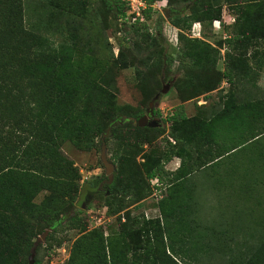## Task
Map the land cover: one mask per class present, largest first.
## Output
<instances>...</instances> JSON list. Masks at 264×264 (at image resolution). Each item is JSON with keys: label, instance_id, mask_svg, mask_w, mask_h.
Instances as JSON below:
<instances>
[{"label": "trees", "instance_id": "trees-1", "mask_svg": "<svg viewBox=\"0 0 264 264\" xmlns=\"http://www.w3.org/2000/svg\"><path fill=\"white\" fill-rule=\"evenodd\" d=\"M60 1L65 0H0V264H30L33 238L49 227L46 243L58 232L78 229L65 264H182L173 252L182 258L185 253L164 242V238L175 239L184 231L183 217L178 213L189 207L180 192L197 160H203L199 166L213 164L264 136V121L260 122L264 94L255 92L252 96L246 91L239 100L228 93L217 108L208 110L207 105L199 104L190 116L183 102L201 94L209 98L224 79H237L242 91L249 88V82L240 76L247 67L241 57L249 44L264 39V0H224L225 4H235L232 10L236 14L237 32L228 44L239 46L224 52L221 72L216 68L219 49L199 37H186L177 54L179 70L185 69L184 77L175 81L181 103L168 117L167 128L158 123H136L149 109L157 114L152 107L175 61L147 25L155 0H147L142 16L134 17L130 23L133 38L120 44L115 59L120 68L134 66L141 92L135 107H115L105 85L109 79L102 76L101 82L95 80L93 70L85 66L78 34L63 37L61 30L51 28L45 13L52 15V7H59L62 14L64 6L69 11L73 4L72 0L63 5ZM100 1L107 14L126 18L122 0ZM182 1L191 3V13L171 17L170 23L178 29L189 28L191 21H212L220 16V5L213 14L212 3L217 0ZM181 30L178 37L184 39ZM59 34L62 39H57ZM85 74L93 78L85 81ZM108 127L110 133L104 141L116 143L117 150L112 153L116 171L105 184L106 194H97L110 214L124 210L127 199L133 203L142 200L148 180L157 177L160 183L163 179L169 182V192L160 202L162 221L126 213L117 237L104 236L101 228L87 230L82 223L83 211L74 201L82 200L85 190L93 194L91 187L100 177L80 187L78 169L60 150L68 139L84 140L90 149L88 145ZM165 132L174 143L167 142L159 152L150 148L142 153L145 161L138 164L136 155L144 150L143 144L150 145ZM193 154L197 160L191 164ZM173 156L182 159L181 165L167 171L164 162ZM43 190L48 193L38 205L35 198ZM61 196L69 199L57 208H47L53 198ZM214 234V230L203 229L197 237L212 241ZM253 237L239 243L225 263L264 264V229ZM193 260L200 264L197 258ZM40 261L33 256L32 264Z\"/></svg>", "mask_w": 264, "mask_h": 264}, {"label": "rangeland", "instance_id": "rangeland-1", "mask_svg": "<svg viewBox=\"0 0 264 264\" xmlns=\"http://www.w3.org/2000/svg\"><path fill=\"white\" fill-rule=\"evenodd\" d=\"M122 1L127 7L124 19L104 12L100 0H72L73 4L69 11L64 6L66 12L61 14L58 12L59 7H52L53 14L45 13V17L48 21L50 20L49 24L52 29L61 30L60 34L63 37L71 36L72 33L78 34L79 42L83 45L82 60L85 66L93 70L95 80L101 82L102 76L109 79L105 85H107L108 92L112 94V103L115 107L124 105L135 107L140 102L141 92L136 84L134 66L120 68L116 65L115 59L120 44L133 38L130 23L135 16H142L141 11L146 7L147 0ZM64 2L60 1V4L63 5ZM214 3H212L213 14L216 13L215 10L220 5L221 13L218 18L212 21L209 19L191 21L190 27L183 26L182 30L173 26L170 19L175 13L182 16L190 14L191 3L182 0H155L151 4V17L147 20L149 31L161 39L164 48L172 54L175 61L170 66V74L163 83V90L152 107L153 111L156 109L157 114L153 112L150 114L146 111L145 113L148 115L146 122L153 121L167 128L170 125L168 117L179 108L180 100L175 91V81L181 75L184 77L185 69L179 70L177 54L182 49L186 37H194L197 34H199L197 37L204 35L202 40L205 43L212 48L219 49L220 54L216 68L220 72L225 67L224 52L228 48L236 47L237 49L239 46L238 43L228 44L229 37L237 32L236 14L232 10L235 4H225L224 0H217V3ZM56 27L59 28L56 29ZM180 30L185 35L184 39L178 37ZM60 34L56 36L57 39L63 38ZM246 48L243 50L244 58L241 57V59L243 61L245 59L247 67L243 69L245 72L240 76L242 75L241 78L249 82V88L242 91L237 79L233 82L224 79L218 89L212 91L213 93L206 100H202L200 97L193 99L186 106L188 112L185 111V113L193 114L196 112L195 106L204 103V101L208 110L217 108L228 93L235 94L239 100L245 96L246 91H249L252 96L255 92L264 94V39L255 40ZM93 75L86 77L88 74H85L86 78L84 77L83 80L92 79ZM175 97L176 100H173ZM82 105H86L85 102ZM260 120L262 123L264 118ZM167 142L174 143V140L165 132L150 145L143 144L144 150L136 155V162L139 164L145 161L142 153L150 148L159 152ZM85 143L84 140L68 139L61 145L60 150L78 169L81 178L79 180L80 187L87 181H93L96 177H100L94 181L95 184L91 187L93 194H89L85 190L82 200L74 201V205L83 211L81 213L82 223L86 224L87 230L101 228L104 236L117 237L119 225L124 221L126 213H130L131 216L143 214L147 219L162 221L160 202L166 198L169 192V182L163 179L159 186L161 193L158 196H153L151 182L148 180L145 197L142 200L133 203L131 198L127 199V206L124 210L110 214L109 207L104 204V199H101V196L97 194H106L104 188L109 181L99 154L101 137H96L88 145L90 149H86ZM105 144L107 160L114 164V170L111 173L113 179L116 163L112 153L117 150V146L116 143ZM262 145H264V136L257 142H252L228 156L225 154L216 159L213 164L206 166H199L203 160H197L193 154L189 163L192 164L197 160V165L193 167L188 176L189 180L180 192V195L188 202V205L185 204V206L189 207L188 209L182 208L187 211L178 213L183 217L184 231L175 239L164 238L166 244L171 243L177 251L182 250L185 253V258H182L173 252V256L182 264H194V257L200 264H226L228 255L239 243L252 241L257 231L264 229V152L261 151ZM181 162L180 157L173 156L164 164L169 167L166 168L167 171H173L174 169L171 168L176 165L180 166ZM47 193V190L41 191L35 198V202L41 205L46 199ZM68 199L67 196L53 198L47 208H57ZM115 207L114 204L112 209ZM203 229L215 231L212 241L197 237ZM43 233L37 234L33 238L34 257L41 260L40 264H65L73 241L79 235L78 229L58 232L48 243L42 239Z\"/></svg>", "mask_w": 264, "mask_h": 264}, {"label": "water", "instance_id": "water-1", "mask_svg": "<svg viewBox=\"0 0 264 264\" xmlns=\"http://www.w3.org/2000/svg\"><path fill=\"white\" fill-rule=\"evenodd\" d=\"M152 104H150V106H151ZM151 112V110L149 109L148 110V113H150ZM151 114V113H150ZM147 118H148V115L147 114H145V115H143L140 119H138L137 120V124L138 125H140V126H142V125H144V124H146V123H148V124H150V125H155L156 123H154L153 121H149V122H146L147 121ZM109 129H110V127H108L107 128V130H106V132L105 133H103L102 134V136H101V151L99 152V154H100V157H101V161H102V163H103V165H104V167H105V173H106V175H108L109 176V181H108V183H110L111 181H112V172H113V170H114V164L113 163H111V162H109L108 160H107V157H106V154H105V151H106V144H105V141H104V138L106 137V136H108L109 135ZM49 230H51V227H49V228H47L45 231H44V233L41 235V237H42V239H45V235L48 233V231ZM34 247L31 249V254H30V256H29V261H28V263H30V264H32V261H33V256H34Z\"/></svg>", "mask_w": 264, "mask_h": 264}, {"label": "built area", "instance_id": "built-area-1", "mask_svg": "<svg viewBox=\"0 0 264 264\" xmlns=\"http://www.w3.org/2000/svg\"><path fill=\"white\" fill-rule=\"evenodd\" d=\"M139 16V15H138ZM179 165H176L175 167L171 168L172 170L178 168ZM166 168L168 169L169 167L166 166ZM151 182V187L153 189V196H158L159 193H161V188L159 187L161 185V183L159 182V179L157 177L150 179ZM161 197V196H160Z\"/></svg>", "mask_w": 264, "mask_h": 264}, {"label": "crops", "instance_id": "crops-1", "mask_svg": "<svg viewBox=\"0 0 264 264\" xmlns=\"http://www.w3.org/2000/svg\"><path fill=\"white\" fill-rule=\"evenodd\" d=\"M199 33V32H198ZM199 34H197V36H198ZM197 36H194V37H197ZM204 36V35H203ZM203 36H199V38H201V39H204L203 38ZM206 40V39H205ZM213 92H211L210 94H212ZM206 94H201L199 97L202 99V100H206L207 99V97L205 96ZM173 100H176V97L173 99ZM192 102V99L191 100H187V101H185V102H183V106H184V111H186V106L189 104V103H191ZM179 103H181L180 101H179ZM202 104H206L205 103V101H204V103H202ZM186 112H188V111H186ZM193 114H195V112L193 113ZM193 114H190V115H193ZM186 115H188V116H190L189 114H187L186 113Z\"/></svg>", "mask_w": 264, "mask_h": 264}]
</instances>
